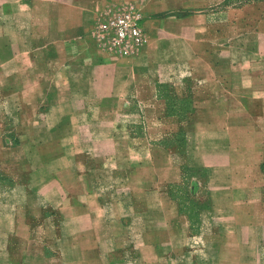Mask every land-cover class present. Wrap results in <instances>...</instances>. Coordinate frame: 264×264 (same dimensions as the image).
<instances>
[{
    "label": "crops",
    "instance_id": "crops-1",
    "mask_svg": "<svg viewBox=\"0 0 264 264\" xmlns=\"http://www.w3.org/2000/svg\"><path fill=\"white\" fill-rule=\"evenodd\" d=\"M230 1L0 0V264H258L212 179L190 201L208 120L264 100V3ZM122 4L151 42L117 59L92 30Z\"/></svg>",
    "mask_w": 264,
    "mask_h": 264
},
{
    "label": "rangeland",
    "instance_id": "rangeland-1",
    "mask_svg": "<svg viewBox=\"0 0 264 264\" xmlns=\"http://www.w3.org/2000/svg\"><path fill=\"white\" fill-rule=\"evenodd\" d=\"M230 3L239 4L240 1L231 0ZM142 18L146 24L147 18ZM249 18L250 28L259 26L260 17ZM249 106V111H246L236 103L229 108L233 117L208 120L212 132H202L199 138L203 145L208 143L209 147L202 146L198 140L201 147L198 156L209 159L214 173H210L208 168L199 171L204 182L201 188L204 198L196 200L198 203L190 201L196 205L211 204L209 182L212 179L214 191L219 193L217 207L221 210V218L241 224L239 235L245 240L249 256L258 264H264V100L251 101ZM136 127L137 134H141V126ZM225 129L229 132L218 133ZM167 139L172 145L181 147L183 153L186 152L187 134L171 135ZM182 189L187 191V186ZM234 206L236 213H227Z\"/></svg>",
    "mask_w": 264,
    "mask_h": 264
},
{
    "label": "built area",
    "instance_id": "built-area-1",
    "mask_svg": "<svg viewBox=\"0 0 264 264\" xmlns=\"http://www.w3.org/2000/svg\"><path fill=\"white\" fill-rule=\"evenodd\" d=\"M92 37L105 54L123 59L139 56L150 37L133 4L109 6L95 23Z\"/></svg>",
    "mask_w": 264,
    "mask_h": 264
},
{
    "label": "trees",
    "instance_id": "trees-1",
    "mask_svg": "<svg viewBox=\"0 0 264 264\" xmlns=\"http://www.w3.org/2000/svg\"><path fill=\"white\" fill-rule=\"evenodd\" d=\"M247 2H261L262 0H246Z\"/></svg>",
    "mask_w": 264,
    "mask_h": 264
}]
</instances>
